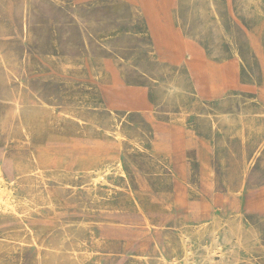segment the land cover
<instances>
[{
	"label": "rangeland",
	"instance_id": "obj_1",
	"mask_svg": "<svg viewBox=\"0 0 264 264\" xmlns=\"http://www.w3.org/2000/svg\"><path fill=\"white\" fill-rule=\"evenodd\" d=\"M0 173V264H264V0H0Z\"/></svg>",
	"mask_w": 264,
	"mask_h": 264
},
{
	"label": "bare ground",
	"instance_id": "obj_2",
	"mask_svg": "<svg viewBox=\"0 0 264 264\" xmlns=\"http://www.w3.org/2000/svg\"><path fill=\"white\" fill-rule=\"evenodd\" d=\"M252 162V160H251ZM104 171V170H103ZM103 173V172H102ZM97 175V174H96ZM1 176V173H0ZM2 177V176H1ZM96 181V180H95ZM5 183H3V181L0 178V205L1 204H6V199L8 198L9 195V191L7 187L4 185ZM17 191V190H16ZM9 201V200H8ZM11 204V203H10ZM238 217V216H237ZM185 238V237H184ZM185 246V245H184ZM186 249V248H185ZM219 249V248H218ZM214 250V249H213ZM225 250V249H224ZM216 252V251H215ZM193 258V257H192ZM221 258V257H220Z\"/></svg>",
	"mask_w": 264,
	"mask_h": 264
}]
</instances>
